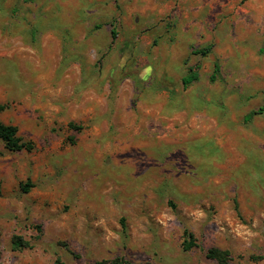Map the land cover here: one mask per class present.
Instances as JSON below:
<instances>
[{
  "label": "rangeland",
  "instance_id": "rangeland-1",
  "mask_svg": "<svg viewBox=\"0 0 264 264\" xmlns=\"http://www.w3.org/2000/svg\"><path fill=\"white\" fill-rule=\"evenodd\" d=\"M0 105V264H264V0H0Z\"/></svg>",
  "mask_w": 264,
  "mask_h": 264
},
{
  "label": "trees",
  "instance_id": "trees-1",
  "mask_svg": "<svg viewBox=\"0 0 264 264\" xmlns=\"http://www.w3.org/2000/svg\"><path fill=\"white\" fill-rule=\"evenodd\" d=\"M113 36H115L116 31L114 28L112 29ZM211 50V45L207 47H203L200 49H196L195 53H200L202 55H207ZM215 70H219V64H215ZM199 79L198 66L190 67L188 72L183 76L182 81L185 86H189L192 82ZM4 108V105H0V110ZM264 110V106H262L259 111H251L245 117L246 122L249 121L253 115L260 113ZM73 125L72 123H70ZM0 140L5 144V146L14 151L20 150H32L34 148V142L31 140H24L18 134L17 125L5 123L0 119ZM31 186L30 183H26L23 186L24 191H27ZM186 239L184 240L183 246L185 250L191 249L194 245H196V240L193 233L185 230ZM13 244L16 248L28 247L30 243L24 240L21 236H15L13 238ZM207 255L210 258L216 259L219 264H233L230 258V251L228 249H221L218 247H211L207 250ZM59 264V263H58ZM95 264H156L153 262L146 263H136L130 261L122 256H116L113 258H102L96 261Z\"/></svg>",
  "mask_w": 264,
  "mask_h": 264
}]
</instances>
